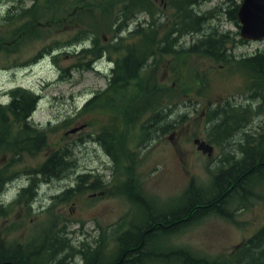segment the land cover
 Masks as SVG:
<instances>
[{
	"label": "rangeland",
	"instance_id": "obj_1",
	"mask_svg": "<svg viewBox=\"0 0 264 264\" xmlns=\"http://www.w3.org/2000/svg\"><path fill=\"white\" fill-rule=\"evenodd\" d=\"M153 1L158 7L156 18L158 23L163 25L162 33L172 24L176 27L180 26L176 9L171 6L170 0ZM242 1L195 0L192 5L194 10L207 17L200 27L201 30L188 34L175 31L172 35L173 51L174 49L179 51H174L173 55L164 58L155 56L149 61V67L141 73L145 83L155 79V86L159 88L156 96L159 103L166 107V117L162 125L167 127L164 130L161 127L162 135L156 138L151 133L146 135L145 132L144 139L139 138L138 133L132 130L129 134L127 127L123 126L121 131L118 130L117 144L123 142L125 145L123 152L129 153L128 158L119 159V166H114L112 176L116 183L122 178L130 179L129 183L132 185L140 180L138 186L140 192L150 201L143 209L146 222L151 218L169 217L181 213L189 203L185 193L187 194L190 184L194 186L191 191L192 199L210 197L214 192V176L221 168H226L232 162L227 153H231L230 151L239 153L238 147L231 144L242 138L240 130L253 129L255 134L264 135V76H260L259 81L254 82L246 76L247 73H244L243 69L237 68L236 62H233L234 58L240 59V55L248 56L256 51H264V39L239 45V28L227 19L225 11L238 7ZM5 9L6 3H0V18ZM143 19L146 18L137 17V21ZM130 25L132 26L133 23L127 24V32L130 30ZM212 31L228 35L229 43L226 44L225 49L232 55L231 61L215 60L198 53L185 54V51H182L187 50L196 44L198 39ZM65 36L66 33H58L49 35L40 43H27L16 56L2 58V60L6 59V62H2L5 67L0 65V103L5 104L8 101V92L14 88L34 91L39 97L31 122L41 126L46 137L40 152L34 155L14 156L11 153L0 152V171L5 172L3 176L7 182L4 189L7 196L3 197L5 200L3 203L0 201V240L15 246L29 244L26 247L29 250L43 245V235L41 238L38 234L46 230L45 226L48 223L41 219V216L54 215L60 203L50 209L42 208L37 204L32 205L27 199L22 204L16 203L13 199L16 189L25 182L24 177L17 181L16 179L23 175L25 170L32 172L39 169L46 154L51 155L60 150L71 149L70 158L74 160L73 166L99 164L103 160L104 153L97 143L90 141V137L94 132L105 133L109 125L116 127L117 123L122 125L126 121L118 119L116 124H113L115 120L111 118L112 113L100 108L89 110L86 107L89 99L107 87L110 70L113 67L111 61L116 56L110 53V59L106 56L102 57L91 65L93 66L91 69L82 70L76 65L78 61L76 54L80 48H77L78 44L76 47L70 44L66 47L67 50L63 51L65 54H59L54 60L53 54L43 49V46L48 45L53 37L62 39ZM12 59L14 63L7 66ZM255 76L257 77L258 73H255ZM128 106L136 108L138 105ZM171 110H173V145L169 139ZM208 110L211 114L216 110L224 111L223 115L231 117L230 119L242 115L243 125L228 141H222L218 145L205 131V114H208ZM162 113L159 109L157 116L160 122ZM135 117L134 115V120L139 118ZM85 122L88 123L86 130L78 134L65 135L70 129ZM133 124L132 122L131 129L139 125ZM195 139L205 140V144L213 145L211 154L198 151L194 144ZM224 157L228 160L224 161ZM246 189L249 190L248 187ZM256 192L257 200L252 201L248 198L247 201L252 203L244 202V206L239 207L232 218L227 219L217 213L225 210H212L203 217L201 215L197 222L181 230L177 227L172 228L173 232L170 231L165 235L157 233L153 239V246L159 253H170L173 251V246L186 247L198 257L223 264L242 242L243 237L264 225V182L257 186ZM87 194L88 192L86 196ZM78 195L79 193L65 195L63 202L66 214H74L72 223L69 224L71 240H77L79 237L96 238V226L107 231V226L113 224L115 230H121L126 225L122 216L129 211H132L133 216H137L138 221L137 205H134L132 210V200L129 203L121 196L109 194L105 199L94 201L86 196L84 200ZM243 200L239 195L235 197V201ZM72 208L75 213L70 212ZM98 214L110 216L97 222L93 221L92 216ZM195 219L196 217L192 220ZM174 232L176 233L173 234ZM116 239V234L110 233L103 254L115 255L118 246ZM103 240L105 241L106 238ZM124 242L125 240H120L119 244L123 246ZM43 260V257L36 254L37 264H43ZM162 262L177 264L173 262V253L162 258Z\"/></svg>",
	"mask_w": 264,
	"mask_h": 264
},
{
	"label": "trees",
	"instance_id": "obj_2",
	"mask_svg": "<svg viewBox=\"0 0 264 264\" xmlns=\"http://www.w3.org/2000/svg\"><path fill=\"white\" fill-rule=\"evenodd\" d=\"M3 2L6 3V9L0 18V65L2 67L6 66L2 64L6 62V59L2 60V58L16 56L25 44L40 43L49 35L58 33H66V36L62 39L53 37L54 39L48 45L43 46V49L53 54L54 60L59 54H65L63 51H66V47L70 44L73 47L78 44L77 48H80L76 54L78 57L76 65L82 70L91 69L93 67L91 65L102 57L106 56L110 59V53L116 56L111 61L113 67L110 70L107 87L89 99L86 106L89 110L100 108L112 113L111 118L115 120L113 124H116L118 119H133L134 115L138 118L140 110L138 107L128 106L131 104L141 105L146 113L152 112L150 119L159 118L157 116L159 109L163 112L160 119L163 120L166 117L165 105L160 104L155 97L159 92V88L155 86V79L145 83L141 73L149 67V61L155 56L164 58L176 52L173 51L172 39L175 31L183 34L196 33L201 30L203 21L207 19L205 15L194 10L192 5L195 0H170L171 6L176 9L180 26L176 27L172 24L163 33V25L158 23L156 18L158 7L153 0H0V3ZM236 11L237 6L227 9L225 13L228 21L238 26ZM138 16L146 19L137 21ZM129 22L133 23V27L130 25V30L128 29L127 32L126 27ZM227 43L229 40L226 33L212 31L198 39L196 44L182 51H185V54L206 55L215 60H222L225 57L228 59L229 55L225 53ZM240 44L245 42L240 39ZM13 63L12 59L7 66ZM237 63L240 68L252 74L249 76L254 81H259L258 78L264 76V51H256L251 58L238 60ZM254 73H258V76L256 77ZM8 97L5 104L0 103V152L11 153L14 156L34 155L40 151L46 138L44 132L28 123L39 96L32 90L18 87L9 90ZM166 127L162 126V129ZM146 134L149 133L146 132ZM118 145L116 144L117 150L125 151L123 142ZM253 158L248 155L239 165L245 166ZM43 167L49 171L53 168L62 170L57 156L52 157ZM4 174V171H0V189L6 181ZM191 191L192 186L185 197L191 199ZM129 195L132 196V190H129ZM148 201L146 197L145 206ZM192 201L181 213L173 217L159 220L151 218L146 222L144 248L139 247L137 227L131 231V235L126 238L127 244L125 245L124 242L123 246L120 245V248L125 246L131 248V253L123 264H141L143 259V264H163L162 258L172 253L173 262L177 264H219L218 261L196 256L186 247L173 246V251L170 253H159L153 246V239L157 233L165 235L170 231L173 232L172 228L180 227L181 229L194 217L202 214L201 212L205 209H198L199 211L195 213L196 203L193 201L194 205H191ZM13 252L21 253V257L23 259L25 257V264H37L35 251L26 247L9 245L0 240V264L5 260L11 262ZM257 255V258L249 264H264V257H261L260 250Z\"/></svg>",
	"mask_w": 264,
	"mask_h": 264
},
{
	"label": "flooded vegetation",
	"instance_id": "obj_3",
	"mask_svg": "<svg viewBox=\"0 0 264 264\" xmlns=\"http://www.w3.org/2000/svg\"><path fill=\"white\" fill-rule=\"evenodd\" d=\"M174 50L179 51L177 49ZM226 53L229 55L228 59L231 60L232 55L229 52ZM240 57V59L234 58L233 62L236 59L242 60L251 58L252 55H240ZM137 107L140 108L139 105ZM141 110L142 112L139 113L138 119L125 121L128 125L125 123L122 125H116V127H114V125H109V127L106 128L105 133H93V136L90 137V141H93L94 144L97 143L104 153L103 160H101L99 164L73 166L74 160L70 158L72 155L71 149L65 151L60 150L52 153L51 155L46 154L42 162V166L39 169L32 172L25 170L23 175L16 179L17 181L24 177L23 179L25 180V182H22L20 187H17L16 189V194L13 198L16 203L22 204L25 199H27L32 205L37 204L38 206L46 209H50L52 206L60 203V207L54 215L41 216V219L46 221L48 224L45 226L46 230L41 232L43 235V245L37 246L33 248V250L37 255L43 257L44 260L42 263H45L47 258L52 257L48 260V263L46 262V264H123L128 258L129 253H131V248H127L126 246L120 248L119 241L125 240L126 245V238L131 235V231H133L136 227L138 240L140 241L139 247H145L144 238L146 233V221L145 214L143 213L145 211L143 209L145 206L144 203L146 196L140 192V188L138 187L140 185V180L134 185L130 184V179L126 180L127 178H122L118 183H116L112 176L114 166H119V159L128 158L129 153L127 151L123 152L116 149L118 130L121 131L124 127H127L129 134L132 130L134 133H138L139 138L143 139L146 130H148L149 134L151 133L155 138L162 135L161 126L163 124V120L160 122L158 118L150 119L151 115L146 114L143 109ZM217 112L218 110L212 112L211 114L208 110V114H205V131L207 132V135L211 136L214 143L220 145L222 141H228L233 134L237 132V130L243 125L242 122L244 121V117L241 115L239 118L230 119L231 117H227L225 114L223 115L224 111ZM132 122L136 126L139 124L137 128L131 129ZM87 125V122L79 124L78 127H81V129L77 132V134L86 130ZM170 128L171 134L169 139L173 145V110L170 111ZM240 135H242V138L231 144V146L235 145V147H238L239 153L235 151L227 153L228 157L232 159V162H230L226 168H221L218 174L214 176L216 181L213 183V194L208 197L207 200H193L196 203V209L194 210L195 213L199 211L198 209H205L202 211V213L205 214H208L212 210L217 211L218 209H222L225 211L217 213L228 219L236 215L237 209L244 206V202L247 204L252 203L251 201H247L248 198L252 201L257 200L258 194L256 192V188L259 184H263L264 182V160H258L257 166L254 168L240 166L239 164L248 155L252 158L253 156H256V154H254L256 153L254 146L257 140L259 138H263L264 135L255 134L253 129H242L240 130ZM205 143V140H194L196 149L203 154L206 153L209 155L213 151L214 146ZM55 156L59 158L62 170L53 168L49 171L45 169L43 165ZM224 156H226V154ZM227 160L228 159L224 157V161ZM6 185L7 184L0 189L1 203L5 201L3 197L7 196V193H5L4 190ZM246 187H248L249 190H247ZM129 190H132V198L129 195ZM87 192L88 194L86 196ZM75 193H79L78 197L83 198L84 200L85 196L93 199L94 201L102 200L108 197L109 194L121 196L129 203L132 200V210L134 209V205H137L136 209L139 213L138 221L136 220L137 216H133L132 211H129L122 216V219L126 223L123 229L117 231L112 224L107 226V231H103L102 227L96 226V238L83 239V237H79L77 240H71L69 234V224L72 223L74 214H66V210L64 209L65 204H63V202L65 201V195L69 196L74 195ZM238 195L244 200L235 201V197ZM220 202L222 204H220ZM191 205H194V202ZM70 212L75 213L74 208H72ZM109 216L110 215H93L92 220L97 222L98 220ZM161 218H155L154 220H159ZM136 222L138 224H136ZM51 223H53V225H51ZM263 228L264 225H261L260 228L252 231L248 236L243 237L242 242L239 243L232 255L224 261L227 260L228 262H231V264H249V262L257 258L258 250L261 252V257H264ZM75 232L82 234L87 233L85 231ZM110 233L112 235L116 234L117 236L116 243L118 246L115 255H106L107 253H102L104 245L107 244V238L109 239L110 237ZM103 234H105V237H103ZM104 238H106L105 241L103 240ZM141 239L143 240L142 242ZM18 246L28 247L29 244L25 246ZM13 253L14 256L10 259L11 264H25V257L23 259V257H21V253ZM6 261L7 260L4 262ZM142 261L141 264H143Z\"/></svg>",
	"mask_w": 264,
	"mask_h": 264
},
{
	"label": "water",
	"instance_id": "obj_4",
	"mask_svg": "<svg viewBox=\"0 0 264 264\" xmlns=\"http://www.w3.org/2000/svg\"><path fill=\"white\" fill-rule=\"evenodd\" d=\"M237 19L240 37L243 40L264 39V0H243L237 10ZM76 131L77 129H72L69 133Z\"/></svg>",
	"mask_w": 264,
	"mask_h": 264
},
{
	"label": "bare ground",
	"instance_id": "obj_5",
	"mask_svg": "<svg viewBox=\"0 0 264 264\" xmlns=\"http://www.w3.org/2000/svg\"><path fill=\"white\" fill-rule=\"evenodd\" d=\"M254 150L256 153V156H254V160L250 161V162H247L245 166H248V167H251V168H254L255 166H257V161L258 160H264V137L263 138H259L254 146ZM220 204H222L220 202ZM222 206V205H221ZM52 257H49L46 259L45 263L43 264H46V262L48 263V260L51 259Z\"/></svg>",
	"mask_w": 264,
	"mask_h": 264
}]
</instances>
